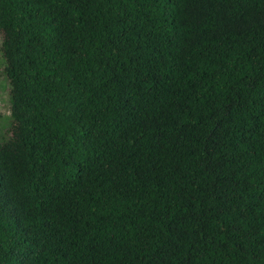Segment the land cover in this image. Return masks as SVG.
I'll list each match as a JSON object with an SVG mask.
<instances>
[{"label": "trees", "instance_id": "obj_1", "mask_svg": "<svg viewBox=\"0 0 264 264\" xmlns=\"http://www.w3.org/2000/svg\"><path fill=\"white\" fill-rule=\"evenodd\" d=\"M0 34V264H264V0H0Z\"/></svg>", "mask_w": 264, "mask_h": 264}, {"label": "rangeland", "instance_id": "obj_2", "mask_svg": "<svg viewBox=\"0 0 264 264\" xmlns=\"http://www.w3.org/2000/svg\"><path fill=\"white\" fill-rule=\"evenodd\" d=\"M2 38L0 34V48ZM11 124L10 106H9V84L3 72V58L0 49V133L2 137L6 136L7 130Z\"/></svg>", "mask_w": 264, "mask_h": 264}]
</instances>
